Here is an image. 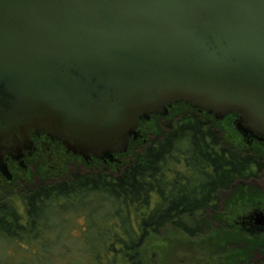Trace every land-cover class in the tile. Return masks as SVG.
<instances>
[{
    "label": "water",
    "instance_id": "water-1",
    "mask_svg": "<svg viewBox=\"0 0 264 264\" xmlns=\"http://www.w3.org/2000/svg\"><path fill=\"white\" fill-rule=\"evenodd\" d=\"M179 101L264 141V0H0V161H113Z\"/></svg>",
    "mask_w": 264,
    "mask_h": 264
},
{
    "label": "trees",
    "instance_id": "trees-1",
    "mask_svg": "<svg viewBox=\"0 0 264 264\" xmlns=\"http://www.w3.org/2000/svg\"><path fill=\"white\" fill-rule=\"evenodd\" d=\"M169 127L121 173H77L29 189L25 215L0 201V264H123L120 258L125 264H146L139 250L151 233L167 224L183 229V215L208 203L203 197L214 180L218 187L227 173L232 179L243 177L258 162L234 147L218 148L220 134L198 118ZM83 215L85 229L71 235L69 224ZM15 245V252L7 250Z\"/></svg>",
    "mask_w": 264,
    "mask_h": 264
},
{
    "label": "rangeland",
    "instance_id": "rangeland-1",
    "mask_svg": "<svg viewBox=\"0 0 264 264\" xmlns=\"http://www.w3.org/2000/svg\"><path fill=\"white\" fill-rule=\"evenodd\" d=\"M193 114L194 111L187 107L184 108V106L175 110L170 108L168 114L164 116L154 114V117H150L149 120H145L139 124V136L130 140L127 151L121 154H114V164L102 163V161L96 160L95 158L87 162L86 159L79 155L80 157L67 158L60 172V170L57 171L48 168L44 163V155L34 154V150L32 154L35 157L29 161L24 160L23 162L27 166L24 174L19 177L15 176L11 182H6L4 188L1 189L0 187V201L6 200L10 202L21 215H25L26 194L29 189H35L44 183L57 182L65 178H70L77 173L86 174L102 171L114 175L121 173L136 155L141 153L150 143L161 140L170 129L169 125L176 127L178 124L192 119L190 117H193ZM211 120L220 130L221 141H223L224 145L232 146L243 153L249 151L254 154L255 148L254 150L249 149L245 143L241 142V133L238 132L239 130L235 123L233 125L231 120L230 123L224 121L219 122L213 117ZM254 155L257 157L256 154ZM259 160L261 170L257 171L253 167L254 170L251 171V175L247 178L250 181L256 179L263 183L264 158H259ZM168 167L172 169L179 168V166L172 163H169ZM240 185L226 193L224 199L227 198L228 200L234 194V191L238 190ZM253 187L259 189L256 186ZM219 208L214 213L207 211L199 213L197 219L193 218L188 220L185 218L188 225L201 227L202 231L195 235H190V233L182 231V229H179L173 224L165 225L159 233H151L144 245L140 248L139 256L146 264H224L223 261H220L224 254V250H222L223 248H221L222 246L220 244L226 240L227 236L230 241H226L229 245L225 254L231 251L233 253L235 252V256L238 249L245 242L240 237L237 238L235 235L230 236L231 234H228L229 232L221 231L223 229L229 230V227L219 224L215 219L224 217V215H221V212L228 210V203L222 202ZM134 215L139 219L140 214L138 211ZM69 225L71 235L78 236L82 234L86 227V215L77 218L75 222H71ZM17 248L16 245L8 246L7 250L15 252ZM119 260L125 264L121 258ZM49 263L52 264L53 262L49 261Z\"/></svg>",
    "mask_w": 264,
    "mask_h": 264
},
{
    "label": "flooded vegetation",
    "instance_id": "flooded-vegetation-1",
    "mask_svg": "<svg viewBox=\"0 0 264 264\" xmlns=\"http://www.w3.org/2000/svg\"><path fill=\"white\" fill-rule=\"evenodd\" d=\"M183 105H186L184 106V108L187 107L190 110L194 111L193 117L191 116L192 119L198 118L205 124L209 123V125L212 126V128L221 135L220 130L211 120L212 117L215 118L214 113H211L206 109H200L199 107L191 106L187 103ZM229 114L226 115L223 119H215L219 122L224 121L226 123H230L231 120L232 124L234 125L238 117L236 115L232 116ZM238 132L241 133L240 131ZM228 136L230 137V135ZM240 136L242 140L241 142L245 143L249 149L251 148L254 150L255 148L254 154H256L257 157L261 159L264 158V141L258 139L257 137H249L247 135H244L243 133H241ZM31 138L34 141V154H43L44 163L50 169H54L57 171L60 170L61 172L63 164L67 160V158L80 157L78 154H75L72 151L68 150V148L63 144L61 140L52 137L46 131H41L39 135L31 134ZM221 147H226L230 150L233 149L232 146L224 145L223 141H221V146L218 148ZM216 150L217 148L214 149V151ZM244 154H251L252 156H255L249 151H245ZM33 157H35L33 156V154L26 153V156L21 158L20 160H17L13 157H7L6 159H4V161H0L1 189L5 187L6 182H11L12 178H14L15 176H22L27 167L26 164L23 163L24 160L29 161ZM259 158L257 159L258 162L253 164L252 170H254L253 167L257 171L261 170ZM95 159L101 160L103 162H108V160L105 161L98 158ZM92 160L93 158L89 161ZM89 161L87 160V162ZM184 166L185 164H181L182 168ZM211 169L212 174L215 177V169L212 166ZM251 173L252 172L247 171V174L245 176L237 177L236 179H232V174L227 173L225 181H223L218 187H215L216 185L214 180L210 194L203 197L204 201L208 203L202 209H198L194 212H187L183 215L184 228L182 229V231L186 233L194 231L197 234L202 231L201 227H192L188 225L185 218H187L188 220L193 218L197 219V215L199 213H203L205 211L214 213L217 208H219V205H221L222 202L228 203V210L221 212V215H224V217L215 219V221L219 224L229 227V230L223 229L221 231H226L227 233L229 232L228 234H231L230 236L235 235L237 238L240 237L245 243L238 249V252L235 256V252L233 253L231 251L230 253L225 254V251H227L229 245V243H226V241H230L227 236L226 240L220 244V246H222L221 248H223L222 250H224V254L222 255L220 261H223L224 264H264V181L262 183L260 181H257L256 179H252L251 181L250 179L248 180L247 177L251 175ZM173 174V172H169L170 177H172ZM238 185H240L238 190H235L234 194L231 195L228 200L226 197V199H224L225 194L230 190H233ZM253 186H256L259 189H255Z\"/></svg>",
    "mask_w": 264,
    "mask_h": 264
}]
</instances>
